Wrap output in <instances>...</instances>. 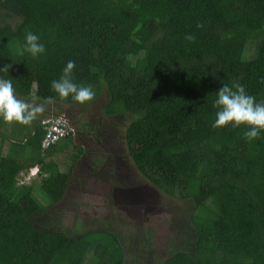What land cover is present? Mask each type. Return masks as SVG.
<instances>
[{"label":"trees","instance_id":"1","mask_svg":"<svg viewBox=\"0 0 264 264\" xmlns=\"http://www.w3.org/2000/svg\"><path fill=\"white\" fill-rule=\"evenodd\" d=\"M29 31L46 47L38 57L25 51ZM70 60L73 82L96 92L88 104L51 88ZM7 65L0 78L23 97H53L59 114L107 95L104 117L76 123L107 149L102 162L128 150L143 185L159 191L172 235L162 255L150 222L113 230L99 220L88 230L78 217L68 226L72 167L81 171L88 151L78 135L43 150L36 120L32 148L0 149V264H264V132L248 141L245 127H213L224 84L264 101V0H0V70ZM38 165L40 178L13 198L21 174Z\"/></svg>","mask_w":264,"mask_h":264},{"label":"rangeland","instance_id":"2","mask_svg":"<svg viewBox=\"0 0 264 264\" xmlns=\"http://www.w3.org/2000/svg\"><path fill=\"white\" fill-rule=\"evenodd\" d=\"M106 101L107 95H104L103 98L94 102L87 109L79 106L73 109L71 106H66L62 111V113L69 115L77 125L78 130L82 131L81 134L77 132L78 136L75 139L78 144H81L82 147H84V150L86 149L88 151L87 154L89 156L87 165H82V170L80 171L79 168V172H77L78 176L79 174L81 175L82 180L79 182L78 176L76 174L74 175L69 197L63 202L68 215L66 224L68 226H74L77 218L80 217L88 222L86 224L87 229L89 230L88 224L93 225L92 223L95 221L108 219L114 230L117 224L123 225V228L127 229V225L132 222L138 223V220L150 222L146 224L155 226L158 229V235L156 238L157 248L162 255H165L169 239L172 235L171 215L166 211V208H160L155 201L160 195L159 191L153 187L151 188L149 184L143 185L141 180L144 179L140 177L136 170L137 168L135 169L133 166L132 159H129V156L127 155L128 150L125 151V158L123 159L130 161L128 164L136 172L137 179L133 182H128V184H120L117 180L118 174L115 172V162L117 160L120 161L117 151L115 153V159H112L109 165L105 162L100 163L103 159H100V155L104 158L110 157V155L106 153L107 149H104L102 142L95 139L94 135L85 129L86 125H78L80 120H85L88 126L89 123L93 121V118L104 117ZM47 110L51 111V115L54 109L52 110V106L49 105ZM76 121H78V123H76ZM120 123L124 129L128 126L127 120L124 117L121 118ZM86 157L87 156H85V158ZM102 164L108 165L107 172L102 171L104 167ZM65 169L68 170L67 166H65ZM93 171L96 172L94 177L97 179L90 178ZM28 176H23L22 179L17 182L15 186L16 191L12 194L13 198L16 199L17 195L24 192V189L32 183V180H28ZM99 176L103 178H98ZM113 177H116L115 181H118L117 185L110 183L106 179H112ZM39 178L40 175L36 177L35 180H38ZM132 189L138 190V193L141 196L134 194L131 197V193H135ZM143 195L147 200L150 199V202L153 203L148 206L149 211H147V213H144L142 210V207L144 208L146 206L143 201ZM111 197L116 199L115 203L111 201ZM132 199L134 200L133 202ZM97 227H103V225L98 224Z\"/></svg>","mask_w":264,"mask_h":264},{"label":"clouds","instance_id":"3","mask_svg":"<svg viewBox=\"0 0 264 264\" xmlns=\"http://www.w3.org/2000/svg\"><path fill=\"white\" fill-rule=\"evenodd\" d=\"M203 26L202 23L197 24L198 28H202ZM186 39L195 42L196 37L189 34L186 36ZM25 40V51L33 57H38L46 52L45 45L40 43V38L36 34L30 31L27 32ZM75 66L74 61H68L60 78L52 81L51 88L58 94L61 100H66L71 96L73 100L81 105L88 104L95 100L96 92L91 85H77L73 82L72 73ZM10 67L11 65H7L0 71L8 73ZM216 96L217 99L214 102V107L218 111L216 112V119L213 123L214 128L228 126L233 128L245 127L248 130L244 132V137L248 141L256 140L261 132H264V101L257 102L253 95L246 92L242 84L238 82L233 83L231 86L224 84L216 93ZM54 102L53 97H48L46 98L45 104H52ZM44 111V104L29 103L18 98L15 94L11 79L0 78V117L5 122H15L27 126L36 120L38 115ZM53 112L46 119L51 118L54 114H58L55 110ZM37 168L39 167L30 170L28 180H32L40 174L41 169L39 168L40 172L38 175H31L32 170ZM133 191L138 193V190L133 189ZM151 204L153 203L150 202L149 206Z\"/></svg>","mask_w":264,"mask_h":264},{"label":"crops","instance_id":"4","mask_svg":"<svg viewBox=\"0 0 264 264\" xmlns=\"http://www.w3.org/2000/svg\"><path fill=\"white\" fill-rule=\"evenodd\" d=\"M15 94H16V96L18 98H20L22 100H25V101H27L29 103H33L34 102L36 104H44L45 105V111L42 114L38 115V117L36 119V120H38V122H41V123H43L44 119H46L48 116H50L51 111L47 110L49 108V105L52 106V110L56 109V107L58 106L55 103L45 104V100H43L41 98H38L36 96L35 92H34V94H32L31 96H28V97H23V96L17 94L16 92H15ZM66 106H68V105H66ZM53 111H52V114L54 113ZM36 120H34L30 125L26 126V125H21L19 123H15V122H12V123L5 122L4 119L2 117H0V136H2L1 139H0V149L3 150L4 154H9L11 149H12V146H13L12 144H14L16 142H19V143H21L23 145L27 144L28 148H32V145L29 142L36 135V133L38 132V129H39L38 125L36 124V122H37ZM53 152H54V154L52 155V157L49 156V158L47 160V162H49V163L52 162L54 159H60L59 155H60L61 149L53 150ZM106 153H107V151H106ZM115 153L116 152H112L113 160L115 159ZM12 157L13 158H17V154H16L15 150H14V153H13ZM101 158L102 157L100 155V159ZM102 161H100V162H102ZM51 165H54V164L51 163ZM36 167H39L40 169H42L41 166H39V165L35 166L33 168H36ZM72 168H73V177H74L75 174L78 176V174H77V172H79L78 164L77 163L74 164ZM41 172H42V170H41ZM95 173H96L95 171L92 172V175L90 177L91 179L95 178L94 177ZM25 175L28 176L29 173L23 172L21 174V176L19 177V180L22 179V177L25 176ZM45 176H47V172L44 173L43 177H45ZM98 178H101V176H99ZM95 179H97V178H95ZM81 180H82V178H81V175L79 174L78 181L80 182ZM116 183L118 184V181H116ZM134 190H136V189H134Z\"/></svg>","mask_w":264,"mask_h":264},{"label":"built area","instance_id":"5","mask_svg":"<svg viewBox=\"0 0 264 264\" xmlns=\"http://www.w3.org/2000/svg\"><path fill=\"white\" fill-rule=\"evenodd\" d=\"M45 137L43 139V150L50 149L63 139L77 136V129L72 119L67 114H54L51 118L44 120ZM39 168L33 169L32 176L38 175Z\"/></svg>","mask_w":264,"mask_h":264},{"label":"flooded vegetation","instance_id":"6","mask_svg":"<svg viewBox=\"0 0 264 264\" xmlns=\"http://www.w3.org/2000/svg\"><path fill=\"white\" fill-rule=\"evenodd\" d=\"M118 153L119 157H120V161L117 160L115 162V165L117 166V170H118V177L117 180L119 181L120 184H128V182H133L134 180L137 179V174L134 171V169L128 164L127 160L123 159V155L121 152V147H119L118 149L115 148L114 152ZM137 194V192L135 193H131V197ZM134 200L132 199V202Z\"/></svg>","mask_w":264,"mask_h":264}]
</instances>
